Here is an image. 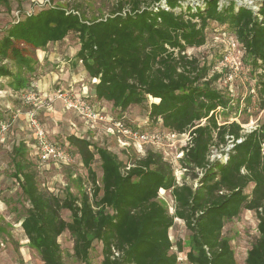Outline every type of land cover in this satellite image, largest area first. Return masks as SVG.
<instances>
[{"label": "trees", "instance_id": "16d2710c", "mask_svg": "<svg viewBox=\"0 0 264 264\" xmlns=\"http://www.w3.org/2000/svg\"><path fill=\"white\" fill-rule=\"evenodd\" d=\"M166 4L168 9L162 0H118L107 16L92 20L79 9L50 5L25 14L0 39V79L11 78L10 87L21 92L37 75L38 60L28 47L45 48L76 34L75 59L90 79L97 78L96 97L122 113L158 98L149 103L148 117L166 131L189 135L180 161L198 179L196 186L178 182L173 166L157 151L123 162L108 147L73 133L59 143L80 155L92 187L80 198L62 199L40 187L27 143L14 144L12 175L30 203L22 227L43 264L64 263L58 238L66 230L74 237L75 257L86 264L95 241L102 243V264H178L184 246L179 241L178 252L173 250L170 229L176 218L190 231L189 264H237L223 229L243 209L254 210L259 220L246 264H264V125L243 133L239 122L220 121L231 99L207 78L212 67L187 52L206 44L211 21L226 25L259 72L264 95V0L256 1V9L237 0ZM227 136L235 143L227 160L210 161L213 147L226 145ZM97 155L101 182L92 166ZM250 183L254 187L247 193ZM162 189L175 200L173 213L159 200ZM62 209L71 211L70 220Z\"/></svg>", "mask_w": 264, "mask_h": 264}, {"label": "rangeland", "instance_id": "374dc122", "mask_svg": "<svg viewBox=\"0 0 264 264\" xmlns=\"http://www.w3.org/2000/svg\"><path fill=\"white\" fill-rule=\"evenodd\" d=\"M251 1L241 2L250 5ZM117 3L118 0H7V2L0 0V39L14 22L23 18L25 14L37 12L43 7L55 5L72 10L79 9L84 19L92 20L107 16ZM233 36L226 25L221 26L211 21L207 28L206 44L189 48L187 52L200 58L203 65L212 67L207 78L231 99L230 107L220 112L219 120L237 121L248 129L250 126L260 127L264 125V106H261L264 95L259 91V72L252 68V60L243 52L241 44L234 52L228 50V39ZM78 47L79 39L74 33L57 43L50 42L45 48L28 47L27 50L38 60L37 75L32 79V83L37 85L35 104L27 103L22 95L14 92L9 85L11 78L5 77L0 80V264H43L39 251L26 241L19 225L21 219L27 215L30 203L12 175L14 144L25 141L31 151L29 144L35 138L30 112H35L52 141L63 144L67 142V136L73 133L85 136L99 146L109 147L123 162H127L129 158L144 156L148 150L157 151L173 166L181 183L188 182L194 186L198 184V179H193L192 173L182 169L180 160L183 158V147L188 142L186 136L167 138V135L157 141L154 139L143 141L134 140L117 131L113 121L122 119L129 126L143 132L155 134L162 130L163 133H167L161 122H153L148 117L149 103L153 101L151 97L142 104L132 105L123 113L113 108L111 102L100 103L92 87L94 81L76 65L75 52ZM227 52H231L230 55H238L242 63L236 69L237 75L231 80L227 78L230 68L226 70L220 67V61ZM71 58H74V61H71L74 70L71 76L77 81L72 82L71 86L63 84L64 80L57 83L53 75L61 73V68H68L67 62ZM46 72H49L48 76ZM216 75L218 77L214 79ZM67 91L73 96H88L90 103L103 116L102 119L96 120L93 126L88 125L74 110L66 109L60 94ZM102 107L104 112L100 110ZM106 113L113 117L107 120ZM7 122L10 124L9 127L2 130V124L5 123L7 126ZM72 123H75V126ZM67 145L66 143L64 149L69 157L64 161L44 163L36 155L31 153L29 155L38 170L42 189L62 199L70 194L80 198L84 192H91L90 175L80 155L71 145L69 147ZM92 166L97 180L101 182L102 168L98 155ZM201 171L195 169L199 176ZM159 200L170 213L174 212L175 200L169 190H160ZM61 215L70 220L71 211L62 209ZM258 222L254 210H243L239 217L225 222L224 236L229 238L233 246L237 264H246L248 250L259 235ZM170 236L174 242L175 252H178L177 242L181 241L184 246L183 251L178 252V264H189L186 253L190 248V231L183 220L175 219ZM58 240L62 249L63 264H86L75 257L74 237L68 230L64 231ZM102 259V243L95 241L87 264H102Z\"/></svg>", "mask_w": 264, "mask_h": 264}, {"label": "built area", "instance_id": "2783aa9c", "mask_svg": "<svg viewBox=\"0 0 264 264\" xmlns=\"http://www.w3.org/2000/svg\"><path fill=\"white\" fill-rule=\"evenodd\" d=\"M182 1L183 3L191 2L194 4L195 3L198 4L202 0H182ZM237 1L239 3H242L241 2L242 0H237ZM162 5L166 9L169 8L166 4V0H162ZM249 6L255 9L258 8L256 5V1L254 0L251 1V4ZM240 44L241 43L237 40V38L233 36V38L228 39V50L234 52L240 46ZM241 47H242L243 52H245V49L242 44H241ZM230 54L231 52H227L226 55L220 61V67L226 70L230 68V73H228V76H227L228 80H231V78L237 75L236 69L239 68V64H242L240 63L241 60L238 55L235 56V54H232L233 55L232 56ZM35 87H37V85L32 83V85H30L29 87L21 91L22 98L25 99V101L27 100L26 101L27 103H33V104L36 103L37 98H36ZM60 96H62L61 99L64 103V107L66 109L74 110L76 113H78L83 118L86 124L93 126V124H95V121L101 118L102 116L101 113L93 107V105L88 100V96H76V95L73 96L68 91L62 95L60 94ZM30 116H31L30 118L31 124L35 128V134H34L35 144H36V149H37V156L40 159V161L46 163V162H51V161L67 160L69 157L68 153L66 152L64 147L59 142L52 141L50 139L48 131L41 125L35 112H30ZM113 122H114L115 128L117 129V131H119V133H122L123 135H127L129 136V138H132L134 140L147 141V140L154 139L157 141L158 139L160 140L162 136H167V135H168L167 138L176 137V136H186L187 139L189 140L188 134H177V133H172L169 131H165L167 133H163L162 130L155 134L154 133L150 134L147 132H143L140 129H136V128L129 126L122 119H117V120H114ZM9 125H10L9 123H7V126L5 125V123H3L2 130L7 129ZM241 126L243 129L242 130L243 133H249L259 128L258 126H250L248 129L246 126H243V125ZM227 138H228V142L226 145L224 146L222 145L220 148L213 147L211 155H210V161L219 159L220 161L225 162L227 160L229 156V152L235 145L234 139L232 136H227ZM241 141H242V138L237 140V142H241ZM262 146H263V153H264V142ZM182 169L184 171H187L186 168L182 167ZM175 175L177 176L176 173ZM177 181L181 183V181L178 178H177Z\"/></svg>", "mask_w": 264, "mask_h": 264}, {"label": "crops", "instance_id": "0c3cea01", "mask_svg": "<svg viewBox=\"0 0 264 264\" xmlns=\"http://www.w3.org/2000/svg\"><path fill=\"white\" fill-rule=\"evenodd\" d=\"M66 38V37H65ZM64 38V39H65ZM57 42H59V41H57ZM57 42H54V43H57ZM79 48H80V44H79V47H78V49H77V51L79 50ZM77 51L75 52V53H77ZM74 58H71L70 60L68 59V62H67V64H68V68H65V69H62L61 68V73H55L53 76H54V78L53 79H55V80H57V83H61V81H65L63 84H66V85H69L70 84V86L72 85V82L74 83L75 81H77L75 78H74V76H73V78H72V76H71V74H72V71H74L73 69H72V67H71V61H74L73 60ZM82 63H79V62H77L76 63V65H77V67L78 66H80L81 68H79L80 70L82 69V72H85L86 73V75H87V77L89 78V76H88V73H87V71L84 69V67H83V65H81ZM50 73H52V71H50ZM53 74V73H52ZM49 75V72H46V76H48ZM85 78H86V76H85ZM81 79H83V78H81ZM90 79V78H89ZM1 80V79H0ZM94 82H97L98 80H97V78H93L92 79ZM54 81V80H53ZM80 81V80H79ZM33 82V81H32ZM32 82H31V84L30 85H32ZM19 91H21V90H19ZM14 92L15 93H18V94H20V95H22V93H20V92H18V91H16V90H14ZM40 97V96H39ZM95 97H96V95H95ZM152 98V97H151ZM96 99L100 102V103H104V101H107V100H103V99H98L97 97H96ZM153 101H156V102H158L159 101V99L158 98H153ZM62 102V101H61ZM107 102H110V101H107ZM151 102V101H150ZM111 104H112V102H111ZM104 107V106H103ZM101 108L100 110H102L103 112L105 111L104 110V108ZM112 107L113 108H115V109H118V108H116V107H114L113 106V104H112ZM110 114H105V116L107 117V120L109 119V117H113L112 115L111 116H109ZM80 116V115H79ZM81 117V116H80ZM81 119L83 120V118L81 117ZM84 121V120H83ZM73 124V126H75V123H72ZM90 128V127H89ZM49 133V132H48ZM50 137V136H49ZM30 145V147H31V151L29 150V153H31V155L33 154L34 156L36 155V157L38 158V156H37V149H36V144H35V138H33V140L31 141V143L29 144ZM109 148V147H108ZM39 159V158H38ZM18 182V181H17ZM19 183V182H18ZM253 187H254V183H250L247 187H246V189H245V191L247 192V193H251L252 192V190H253ZM30 207V206H29ZM243 210H249V209H243ZM242 210V211H243ZM241 214V213H240ZM240 216V215H239ZM238 216V217H239ZM25 217V216H24ZM24 217H23V219H24ZM23 219H21V221H20V227L22 228V230H23V232H24V235H25V239H26V241H28L29 242V238H28V236L26 235V233H25V231H24V228L22 227V221H23ZM180 221L182 220V219H180V218H178ZM224 227H225V225H224ZM223 232H224V229H223ZM30 243V242H29ZM43 262V261H42Z\"/></svg>", "mask_w": 264, "mask_h": 264}]
</instances>
